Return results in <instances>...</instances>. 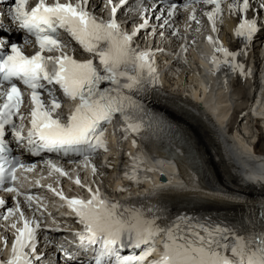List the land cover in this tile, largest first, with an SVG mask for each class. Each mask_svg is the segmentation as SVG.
Instances as JSON below:
<instances>
[{
	"label": "snow or ice",
	"instance_id": "obj_1",
	"mask_svg": "<svg viewBox=\"0 0 264 264\" xmlns=\"http://www.w3.org/2000/svg\"><path fill=\"white\" fill-rule=\"evenodd\" d=\"M30 2L13 0L7 15L12 23L18 25V30L34 37V54L24 51L26 46L32 45V40L25 38L23 45L18 44L12 39L11 30L0 22V185L15 182L17 168H25L13 155L11 142L5 139L9 130L16 145H24L32 156H40L41 153L83 156L85 166L91 167L95 176L96 167L87 162L97 150H107L104 124L111 122L119 113L126 124L124 138L129 131L135 133L140 130L141 124L130 122L127 110H139L142 105L125 94V90L138 92L144 90L146 83L157 82L153 53L134 47L135 39L142 30L149 29L148 13L156 20L163 19L159 25L163 28L176 15L178 5L168 0H164L165 7H158L161 0H154L148 7L144 6V0H36L34 6L29 7ZM197 4L211 6L201 14L207 18L213 33L218 31V23L223 22L225 6L230 15L240 17L234 30L236 37L251 41L259 31H264L257 27L255 18L245 16L252 6L251 0H187L183 4L189 11L187 20L200 25L197 9L193 6ZM259 7L264 10V0H260ZM97 9L108 11L109 18L105 20L98 16ZM121 11L135 13L141 21L130 32L125 30V25L130 23L127 17L119 19ZM157 12L161 14L157 15ZM165 12L167 17L163 16ZM155 30L153 26V34ZM61 31L70 38L69 42L59 38ZM206 39L214 49L210 61L214 71L221 63L229 65L233 71L243 70V65L236 62L237 52H230L211 35ZM71 41L98 59L101 71L94 66L93 59L77 60ZM65 49H71L72 54ZM215 53L221 54L222 59ZM103 82H109L112 87L101 90ZM25 92L29 105L26 113L21 111L25 105ZM58 93L65 100L79 101L66 116L60 115L63 103ZM25 120L30 125L26 135L23 132ZM130 161L131 172L124 175L139 184L142 181L136 172L142 162L136 157H130ZM46 165L50 175L53 172L61 177L68 175L50 160ZM74 183L84 187L79 177ZM4 190L15 194L14 201L21 195L15 187ZM49 190L64 200L83 226L82 231L75 235L82 249L92 248L94 252L88 264H264V216L260 218L259 230H248V221L224 227L207 222L193 223L186 216L177 217L162 227L157 223L158 217L151 215L152 208H147L146 215L141 208L106 201L98 188L95 192L87 188L90 197L87 200L68 199L62 191L56 192L51 186ZM33 203H37L35 209H32ZM24 204L32 210V218L26 217L19 202L0 215V219L8 221L18 214V221L9 225L15 230L11 256L0 264H33L34 260L41 258L37 254L41 223L35 213L42 206L32 195L24 196ZM4 206L5 201L0 199V207ZM51 231H59V228ZM160 236L164 237L163 251L158 259L149 260L155 240ZM44 239L49 242L47 236ZM128 248L141 251L139 254L122 255L121 251ZM64 256L69 262L74 259L67 252Z\"/></svg>",
	"mask_w": 264,
	"mask_h": 264
},
{
	"label": "bare ground",
	"instance_id": "obj_2",
	"mask_svg": "<svg viewBox=\"0 0 264 264\" xmlns=\"http://www.w3.org/2000/svg\"><path fill=\"white\" fill-rule=\"evenodd\" d=\"M250 54H253L254 60L258 61L260 57L258 43L254 45ZM195 63L193 64L195 65ZM193 66L189 67L185 74L188 81L183 80L180 75L173 80L172 89L167 91L168 96H165L164 92H161L164 96L155 95L162 106L161 110L165 112L164 117L170 118L179 125L187 142L186 148L189 147L190 149L186 150V148L179 146L182 155L173 152L176 168L181 173V178H185V184L183 187L179 186L180 179L175 176L172 180L173 186L167 188H154L152 186L154 193L152 196L144 197V202L182 199L186 202L205 201L212 208H217L220 205L230 209L250 206L249 199L256 198L259 201V198L264 195V184L246 175L240 164L239 166L236 165L238 161L235 158L237 157L233 156L227 149L228 146L232 145L227 140V136L245 118L243 113L251 89L255 88L254 79L252 76L247 79L244 76L235 77L224 86H220L216 95L213 94L214 90L212 89L206 92V87L203 84V82L206 83L203 77L204 72L195 67L193 73ZM209 80L208 87L219 81L218 76H209ZM181 81L187 83L186 89L183 88L184 86L182 90L175 89V86ZM213 99L220 101V104L213 102ZM255 111L264 117V98L258 103ZM231 112L229 124L225 127V119ZM250 123L251 127L244 133L253 134L249 139L256 141L253 145V153L264 155V118L261 121ZM236 137L243 141V136L236 135ZM185 153H188L192 160L196 161L195 167L199 174V176L197 175L198 183L191 180L185 171ZM113 162L117 163V160H113ZM161 163V161L149 163L146 166L141 165L140 168L145 171L146 175L152 176L154 182L159 183L160 175L155 167ZM165 166H170L168 169L174 171L172 164L165 163ZM261 180L263 181V179ZM117 182L121 184L120 181ZM198 188L209 189L215 193L208 194ZM136 193L143 195L142 191H136ZM259 203L262 202L259 201Z\"/></svg>",
	"mask_w": 264,
	"mask_h": 264
},
{
	"label": "rangeland",
	"instance_id": "obj_3",
	"mask_svg": "<svg viewBox=\"0 0 264 264\" xmlns=\"http://www.w3.org/2000/svg\"><path fill=\"white\" fill-rule=\"evenodd\" d=\"M178 85L180 86L181 89L185 88L186 86L183 87V85L181 86V83H178ZM183 87V88H182Z\"/></svg>",
	"mask_w": 264,
	"mask_h": 264
}]
</instances>
